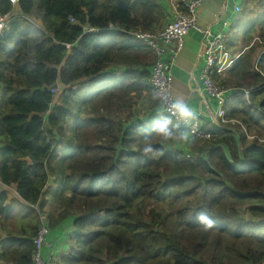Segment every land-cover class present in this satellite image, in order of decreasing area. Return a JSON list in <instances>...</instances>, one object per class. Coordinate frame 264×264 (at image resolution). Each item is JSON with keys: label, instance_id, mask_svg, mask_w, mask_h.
I'll use <instances>...</instances> for the list:
<instances>
[{"label": "trees", "instance_id": "obj_1", "mask_svg": "<svg viewBox=\"0 0 264 264\" xmlns=\"http://www.w3.org/2000/svg\"><path fill=\"white\" fill-rule=\"evenodd\" d=\"M258 4L245 47L232 49L229 32L242 53L218 77L239 88L229 122L205 127L211 138L188 157L170 145L186 129L170 120L173 137L151 131L167 118L150 84L155 54L127 32L157 31L158 0H0V15L14 16L0 35V264L33 263L43 214L53 234L71 230L55 264H264Z\"/></svg>", "mask_w": 264, "mask_h": 264}, {"label": "built area", "instance_id": "obj_2", "mask_svg": "<svg viewBox=\"0 0 264 264\" xmlns=\"http://www.w3.org/2000/svg\"><path fill=\"white\" fill-rule=\"evenodd\" d=\"M12 1L15 4L19 0ZM207 1L180 0L173 20L160 31L127 30L129 35L152 48L155 54V62L150 70V84L155 91L159 108L173 122L177 129H187L190 131L191 137L199 140L211 138L213 130L205 128L202 121L197 117L195 119H184L178 115H173L171 108L172 102L177 100L173 91L174 74L172 69L178 55L184 49L185 36L192 29L202 34L203 66L200 72V79L203 85L204 101H206V96H211L217 101V109L212 117L215 124L229 122L226 118L225 104L230 96L229 94L237 90L225 87L218 77L225 75L242 54H233L229 49V33L226 30L230 27L231 20L226 19L222 23L220 31H214L210 26L202 28L199 25L198 10ZM235 11L240 13L242 7L237 5ZM19 16L16 15V17ZM12 17L13 15L11 14L0 16V34L9 27ZM86 29L97 33L101 31V29L92 27ZM108 29L114 30L115 26L110 25ZM256 41H261V39L256 37L254 43ZM254 43H251L249 47L254 45ZM244 91L246 94L249 93L245 89ZM231 121L237 122L236 120ZM40 219L39 230L37 236L34 238L35 251L32 256V264H55L53 255L47 252L53 246V242L49 237L50 228L47 224V216L43 214Z\"/></svg>", "mask_w": 264, "mask_h": 264}, {"label": "crops", "instance_id": "obj_3", "mask_svg": "<svg viewBox=\"0 0 264 264\" xmlns=\"http://www.w3.org/2000/svg\"><path fill=\"white\" fill-rule=\"evenodd\" d=\"M158 1L167 11L162 23L157 25L156 30L160 31L173 20L180 0ZM237 5L242 7L240 13L235 11ZM262 10L263 8L258 4V0H208L198 10V23L202 28L210 26L214 31H220L222 23L229 19L231 24L226 30L229 33L234 30V27L242 25L244 21L254 20L256 14ZM202 52V34L192 29L185 36L184 49L178 55L172 69L174 74L173 91L177 100L183 99L189 104L196 117L202 121L204 127L214 129L219 125L213 123L212 119L217 109V101L211 96H206V101H204L203 85L200 79V72L203 66ZM49 237L53 242V246L47 252L53 255L55 263H57L58 242L66 237L64 228L62 229L61 227V232L56 234H53L50 228Z\"/></svg>", "mask_w": 264, "mask_h": 264}, {"label": "rangeland", "instance_id": "obj_4", "mask_svg": "<svg viewBox=\"0 0 264 264\" xmlns=\"http://www.w3.org/2000/svg\"><path fill=\"white\" fill-rule=\"evenodd\" d=\"M257 17H258V14H256V17H255L254 20L251 19L249 21H244L242 23V25H240L239 27H234L233 28L234 29L233 32H234V36H235V39H234V43L235 44L231 46L232 49H237V51H239L243 47H245V45H247L249 43V40H248L247 36H245V33H246V30L249 27V25L252 26V22H254L257 19ZM134 40H135V38H133V41ZM254 41H255V39H253L251 43H254ZM225 76H227V74ZM103 77H105V76H101V77L98 76V77L92 79L94 81V83L90 84L89 86H91V88L92 87L96 88V85H102L103 84V79H104ZM229 88H233V89H237V90L239 89L238 87H235L234 85L233 86H229ZM58 90L59 89H57V91ZM187 133H188L187 137L184 136V137H181L180 139L176 140V142L178 144L172 143L170 145L173 148H176V147L180 148L181 147L184 150L185 154L187 153L188 157H193L194 156V152H195V147L197 145H199V143H200L199 141L200 140L197 139V138L191 137L190 136V131L187 130ZM11 190H12V188H11ZM12 191H13V194L16 193L14 189ZM22 207H23V210L22 209H18V208H14V211L17 214L21 215V214H23L25 212L24 209L27 210V208L25 206L22 205ZM32 212L30 213V215L33 214L35 216L34 211H32ZM64 231H65L66 234L71 232V230H68L66 228L64 229ZM72 244H73V242L68 237H64L61 241H59L58 242V247H57V249H58V251H57L58 257L57 258H60L62 255L67 253V251L72 246Z\"/></svg>", "mask_w": 264, "mask_h": 264}, {"label": "clouds", "instance_id": "obj_5", "mask_svg": "<svg viewBox=\"0 0 264 264\" xmlns=\"http://www.w3.org/2000/svg\"><path fill=\"white\" fill-rule=\"evenodd\" d=\"M10 1L12 2V4H14L12 0H10ZM19 1H17L14 5H16ZM8 14L12 15V13H8ZM13 18H14V16L12 17V20H13ZM245 49H247V48H245ZM56 91H57V89H56ZM165 99H166V97H165ZM171 108H172L173 115H178L179 117L184 118V119H195L196 118V115L193 112V110L191 109V107L189 106V104L186 103L183 99H178V100L173 101ZM169 123H170V119H168V118H165L163 120H157L154 123L151 131L155 132L157 135L164 137L165 139L171 138V137H173L174 133L169 128V126H168ZM243 127H244V125H243ZM244 129H245V127H244ZM151 151H152L151 147L145 149V152H151ZM199 219L200 220H207V227L209 229H211L214 226L215 222L203 214L200 215Z\"/></svg>", "mask_w": 264, "mask_h": 264}]
</instances>
